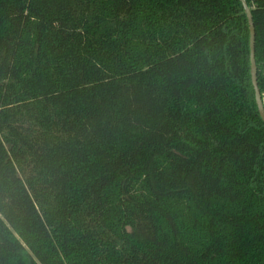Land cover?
<instances>
[{
    "label": "trees",
    "instance_id": "16d2710c",
    "mask_svg": "<svg viewBox=\"0 0 264 264\" xmlns=\"http://www.w3.org/2000/svg\"><path fill=\"white\" fill-rule=\"evenodd\" d=\"M0 264H264L241 0H0Z\"/></svg>",
    "mask_w": 264,
    "mask_h": 264
},
{
    "label": "water",
    "instance_id": "95a60500",
    "mask_svg": "<svg viewBox=\"0 0 264 264\" xmlns=\"http://www.w3.org/2000/svg\"><path fill=\"white\" fill-rule=\"evenodd\" d=\"M244 10L247 14L250 30V70L251 80L255 92V99L258 106L259 114L264 121V97L260 91L258 84V67L256 62V31L253 21L252 9L249 6L247 0H241Z\"/></svg>",
    "mask_w": 264,
    "mask_h": 264
}]
</instances>
